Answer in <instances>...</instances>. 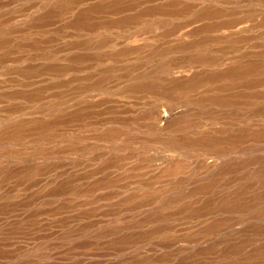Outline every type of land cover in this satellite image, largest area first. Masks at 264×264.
<instances>
[{
    "label": "rangeland",
    "instance_id": "1",
    "mask_svg": "<svg viewBox=\"0 0 264 264\" xmlns=\"http://www.w3.org/2000/svg\"><path fill=\"white\" fill-rule=\"evenodd\" d=\"M0 264H264V0H0Z\"/></svg>",
    "mask_w": 264,
    "mask_h": 264
}]
</instances>
